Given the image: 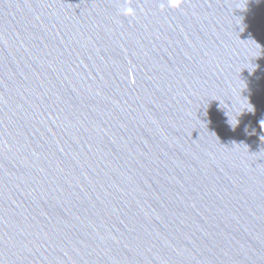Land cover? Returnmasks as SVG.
<instances>
[{
    "label": "water",
    "instance_id": "obj_1",
    "mask_svg": "<svg viewBox=\"0 0 264 264\" xmlns=\"http://www.w3.org/2000/svg\"><path fill=\"white\" fill-rule=\"evenodd\" d=\"M0 264H264V0H0Z\"/></svg>",
    "mask_w": 264,
    "mask_h": 264
}]
</instances>
